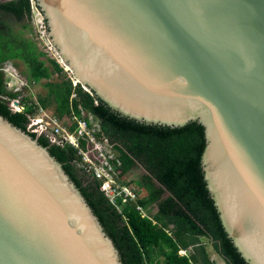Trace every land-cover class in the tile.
Masks as SVG:
<instances>
[{
	"label": "water",
	"instance_id": "water-1",
	"mask_svg": "<svg viewBox=\"0 0 264 264\" xmlns=\"http://www.w3.org/2000/svg\"><path fill=\"white\" fill-rule=\"evenodd\" d=\"M81 88L140 124L204 129L227 238L264 264V0H33ZM0 264H123L80 189L0 115Z\"/></svg>",
	"mask_w": 264,
	"mask_h": 264
},
{
	"label": "trees",
	"instance_id": "trees-1",
	"mask_svg": "<svg viewBox=\"0 0 264 264\" xmlns=\"http://www.w3.org/2000/svg\"><path fill=\"white\" fill-rule=\"evenodd\" d=\"M31 17L29 0H0V68L11 61L19 62L25 67L22 75L30 83L46 81V94L36 99L44 110L53 106L57 119L80 117L81 110L93 115L101 131L117 144L122 175L136 164L147 172L142 177L147 196L126 204L119 213L101 192V184L87 179L77 167L80 157L75 149L50 145L46 139L38 138L80 189L119 250L123 264H213L202 239L211 244L225 264H247L227 238L206 188L201 169L203 127L197 123L182 128L140 124L120 117L79 84L73 87L33 35L26 37L25 30L29 34L33 31L21 24ZM54 76L56 81H52ZM4 80L0 72V115L25 131L27 116L34 112L33 106L29 107L32 101L23 99L27 107L23 114L11 113L8 101L17 95L5 89ZM72 94L76 99H71ZM75 127L73 124L70 131ZM164 193L169 196L163 198ZM137 205L146 210L147 217L141 216ZM153 205L157 206L155 213L151 211ZM182 250L187 254L180 255Z\"/></svg>",
	"mask_w": 264,
	"mask_h": 264
},
{
	"label": "built area",
	"instance_id": "built-area-1",
	"mask_svg": "<svg viewBox=\"0 0 264 264\" xmlns=\"http://www.w3.org/2000/svg\"><path fill=\"white\" fill-rule=\"evenodd\" d=\"M29 1L31 15H35L37 20L36 27L38 28L39 26V28H41L39 34L34 30L37 40L39 41L38 46L48 55V53H51L54 49L46 38L45 22L35 8L33 0ZM57 63L63 71L69 72L60 62ZM0 72L5 75V89L17 95L16 98L8 101L10 112L13 114H23L27 107L22 101L26 98L25 94L30 86L35 84L15 78L5 67L2 69L0 68ZM12 79L15 81L13 85ZM67 79L72 82L73 87L77 86L76 81L71 75H69ZM17 83H19V85ZM71 99H76V95L72 94ZM31 101L29 107L33 106L34 112L32 115L27 116L28 124L26 128V130H30V134L35 135L37 138L42 137L46 139L50 145L57 147L69 146L75 149L80 157V162L77 167L87 179L97 181L101 184V192H103L108 201L119 213L122 212L121 209L126 204L137 202L138 197L136 193L123 180V175L121 174L122 164L115 150L117 144L112 142L101 131L100 124L93 115L81 110L80 117L71 116L70 118H65L72 120V124L76 125L75 129L70 131L72 125L62 126L64 119L59 120L54 115H51L49 118L39 116L40 114H45V110L39 105L36 98L31 99ZM136 210L142 217H147L145 210L141 206L137 205ZM179 254L186 255L187 251H179Z\"/></svg>",
	"mask_w": 264,
	"mask_h": 264
},
{
	"label": "rangeland",
	"instance_id": "rangeland-1",
	"mask_svg": "<svg viewBox=\"0 0 264 264\" xmlns=\"http://www.w3.org/2000/svg\"><path fill=\"white\" fill-rule=\"evenodd\" d=\"M2 1L4 2V1H11V0H2ZM23 24L31 27V29L33 31L32 34H29L27 32V30H25L26 37H32V35H33L35 42H37V45H39V41L37 40V37L34 33V30L37 34H39V31L41 28H39V26H38V28L36 27L37 26V20H36L35 15H32L30 21L26 20L21 25H23ZM17 29H18V27H17ZM47 57L54 59L56 62H59L57 57H56L55 51L48 53ZM5 68L15 78H18V79L24 80V81L26 80L27 82H29L27 80V78L24 75H22L23 72L25 71V67L22 63L11 61V62H8L6 64ZM63 72H64V75L66 76V78H68L69 75H71L70 72H65V71H63ZM56 80H57V78H56V76H54L52 78V81H56ZM17 82H18V80H17ZM14 83H15V81H13V79H12V85ZM19 83H20V81H19ZM19 83H17V84L19 85ZM45 83H46V81H42L40 84H37V85H32V86L29 85L30 88L27 90V93L25 94L26 98L35 99L38 95L44 96L47 92V90L43 87V85ZM44 112H45V114H40V115L38 114V115L41 117L44 116V118L51 117V115H53V113H54L53 106H51L49 109L45 110ZM63 125H68V126L73 125L72 120L64 119V121L62 122V126ZM146 174H147V172L145 171V169L141 165L136 164L125 175H123V180L133 189V191L136 193L138 199L146 197L147 193H148V191L144 188V184L142 181V177L145 176ZM155 186H158V184L155 183ZM168 196H169L168 193H164L163 198H166ZM151 211L153 213L157 212V206L153 205L151 207ZM145 213L147 214L146 210H145ZM202 243L205 245L206 250H207L208 255H209V258H210V261L213 264H225V262L215 253V251L212 249L211 244H209L207 242V240L202 239Z\"/></svg>",
	"mask_w": 264,
	"mask_h": 264
}]
</instances>
